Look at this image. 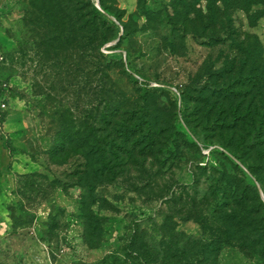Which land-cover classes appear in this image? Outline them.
Wrapping results in <instances>:
<instances>
[{"label": "rangeland", "instance_id": "1", "mask_svg": "<svg viewBox=\"0 0 264 264\" xmlns=\"http://www.w3.org/2000/svg\"><path fill=\"white\" fill-rule=\"evenodd\" d=\"M221 1L89 0L120 35L100 47L111 58L116 93L136 100L143 86L160 89L146 94L134 117L155 132L159 123L174 121L195 146L173 143L167 132L169 141L163 146L166 138L158 140L152 157L131 162L121 138L112 161L119 164L117 176L88 183L79 178L78 152L62 151L57 133L68 112L85 121L83 113L98 100L96 43L112 31L88 15V0H0V147L6 153L0 155V264H110L105 259L115 253L120 264H141L137 246L126 260L122 253L134 223L146 216L155 221L152 231L145 221L136 231L163 237L170 247L160 264H264V251L250 238L240 246L236 233L211 218L201 228L206 211L220 207L211 197L219 191L212 169L223 165L234 175L218 153L232 157L217 145L198 144L182 123L183 113L208 140L206 123L218 119L206 102L211 72L233 69L225 81L235 80L244 59L237 49L256 42L264 63V1L245 10L243 2ZM61 8L62 17H55ZM126 118L113 122L123 130ZM99 126L103 139L112 125ZM194 161L207 168L195 170ZM213 235L219 250L212 262L201 253L210 251ZM138 238L145 240L143 233Z\"/></svg>", "mask_w": 264, "mask_h": 264}, {"label": "trees", "instance_id": "2", "mask_svg": "<svg viewBox=\"0 0 264 264\" xmlns=\"http://www.w3.org/2000/svg\"><path fill=\"white\" fill-rule=\"evenodd\" d=\"M232 1L235 4L243 2L241 3L243 4V10L247 9L251 3L256 2V0ZM221 2L226 3V0ZM43 10L47 13L44 8ZM52 13L53 11L50 12V15ZM54 15L55 17H62V8L56 9ZM88 15L94 19L98 18L101 21L100 26H105L100 28L103 30H108L109 28L112 31V36L101 39L100 42L96 43L98 54L96 61V87L98 90L96 94L98 100L96 103H92L90 110L83 113L82 117L85 118V121L80 120L79 117L77 119L72 117L68 112V118L61 121L62 128L57 133L62 151L68 147L72 148L76 153L78 152L82 159V169L79 178L84 182L95 183L96 180L102 177L109 179L116 177L119 172L116 167L119 164L116 162L112 163V161L113 156L118 158L117 153L119 151L116 146L121 138L127 143L125 156L131 162L137 161V158L146 159L150 156L152 157L154 154L152 148L158 144V140L161 143L163 138H166L163 146L169 141V137L164 135L167 132H172L175 136L174 139L171 138L173 143L180 141L182 145L195 146L194 141H189L182 131L174 127V121L171 124L163 123L164 121L159 123L161 128L155 132L152 129L153 124L134 117L133 111L139 110L143 106L140 102H143V104L146 102V94L150 90L157 91L160 89L143 86L139 88L141 93L138 95L142 94V96L136 97V100L130 99L122 93H116V89L113 86L115 79L113 78L112 80L111 76V58L106 57L100 51V47L111 39L117 38L118 41L120 35L117 34L116 27L112 23L104 21L102 14L89 0ZM101 34L103 35L104 33L101 31ZM237 50L244 57L238 62V69L242 70L245 75L240 73L236 75L235 80L230 77L228 81H225V77L233 69H227V71L222 68L212 71L209 75L210 79L205 89V92H207L206 102L209 106V114L214 113L218 116V119L206 123L210 136H208V140L207 137L200 135L189 124L188 120L185 119L186 114L184 115L183 113L184 119L182 123L198 144L204 147L217 145L226 154L231 155L235 161L222 152L218 153L230 165L234 175H231L226 170V167L221 164H219L221 165L220 168L212 169L216 172L214 186L219 191L212 193L211 197L214 201L218 200L216 203L220 204V207L206 211L208 217H201V228H203V221L208 218L213 221L218 220L231 236L236 233L238 239L241 240L240 246H242L243 240L247 237L251 240L249 241L251 246H260L259 248L264 251V63L261 53H259V43L257 42L254 46L248 45L246 49L239 48ZM232 63L234 64L235 61L233 60ZM130 80L132 79L130 78ZM84 86H86V82ZM181 102L185 103V100L182 99ZM91 110H93V113L90 112ZM129 110L132 112L127 116ZM146 113L147 111H143V115ZM125 116L127 117L125 119L126 123L130 124H126V127L122 130L118 127V123L113 122V120L122 119ZM0 121H2L1 115ZM94 123L98 126L94 125ZM100 124L105 130L109 128L110 124L112 125L107 130L106 135L102 137L103 139H98L97 135V131L100 130ZM214 135H217L216 141L212 139L215 137ZM160 136H162V139ZM175 140L176 142H174ZM100 144H105V148L100 149V146H103ZM114 146L117 150L112 152ZM4 147L6 148V145ZM137 149L138 151L136 152ZM205 165L206 163L201 165L200 161H194L193 167L195 170L203 172L207 168ZM8 166L9 162L6 163V167ZM246 176H249L252 181ZM260 196L262 199H260ZM225 207L227 208L226 210L224 209ZM138 221H145V224H143L145 226L150 225L149 231H152L151 226H155L154 219L149 216L143 217ZM137 222L134 223L135 226L132 228L131 237L123 247L122 258L126 260L129 256V251H133V248L137 246L139 250H142L140 252L143 256L142 258L139 257L141 264H160L158 262H162V258L165 257L166 251L170 247L166 242L164 243L163 237L156 239L152 232L136 231L139 230L140 226ZM170 232L171 234H176L174 229ZM140 233L145 236V240L142 242L138 238ZM181 235L185 236V234ZM218 243L219 240L215 236L212 237L207 243L211 245L210 251L202 249L203 252L201 254H209L210 260L213 262L219 250ZM120 256L116 253L111 254L108 260L105 259V261L110 262V264H120ZM105 261L103 259V262Z\"/></svg>", "mask_w": 264, "mask_h": 264}, {"label": "crops", "instance_id": "3", "mask_svg": "<svg viewBox=\"0 0 264 264\" xmlns=\"http://www.w3.org/2000/svg\"><path fill=\"white\" fill-rule=\"evenodd\" d=\"M5 154H6V153H5V150H4L2 147H0V155H1V156L4 155V157H5V156H6ZM14 163H15V162H14ZM12 166H13V169H14V170H17V171H18V173L26 171V170L22 169V167H20L19 165H18V166L20 167V169L15 168L14 165H12ZM1 168H2V167H0V170H1Z\"/></svg>", "mask_w": 264, "mask_h": 264}, {"label": "built area", "instance_id": "4", "mask_svg": "<svg viewBox=\"0 0 264 264\" xmlns=\"http://www.w3.org/2000/svg\"><path fill=\"white\" fill-rule=\"evenodd\" d=\"M0 59H1V56H0ZM2 108H4V103L0 102V111L2 110Z\"/></svg>", "mask_w": 264, "mask_h": 264}]
</instances>
